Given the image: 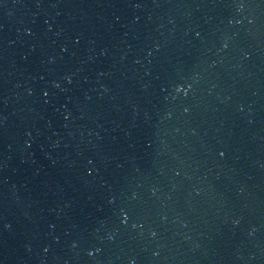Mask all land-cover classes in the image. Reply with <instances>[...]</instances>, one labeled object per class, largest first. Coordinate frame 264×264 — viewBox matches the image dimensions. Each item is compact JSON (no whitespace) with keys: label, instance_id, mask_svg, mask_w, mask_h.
Wrapping results in <instances>:
<instances>
[{"label":"water","instance_id":"1","mask_svg":"<svg viewBox=\"0 0 264 264\" xmlns=\"http://www.w3.org/2000/svg\"><path fill=\"white\" fill-rule=\"evenodd\" d=\"M0 264H264V0H0Z\"/></svg>","mask_w":264,"mask_h":264}]
</instances>
